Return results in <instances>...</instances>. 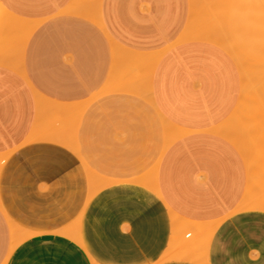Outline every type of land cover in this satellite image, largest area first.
I'll use <instances>...</instances> for the list:
<instances>
[{
    "label": "crops",
    "instance_id": "1",
    "mask_svg": "<svg viewBox=\"0 0 264 264\" xmlns=\"http://www.w3.org/2000/svg\"><path fill=\"white\" fill-rule=\"evenodd\" d=\"M235 1L240 28L258 41L264 0ZM91 3L0 0V264H264V211L242 209L257 202L246 187L259 169L245 157L264 146L253 132L242 153L240 128L217 130L232 115L256 119L233 113L241 63L220 44L181 40L192 0H99L100 22ZM116 46L120 59L157 53L150 95L145 66L115 79L129 65L115 66ZM40 98L57 101V134L40 124L50 113ZM93 179L104 184L89 200ZM173 216L218 226L205 262L160 261L177 252ZM75 227L81 241L80 229L75 241L54 233Z\"/></svg>",
    "mask_w": 264,
    "mask_h": 264
},
{
    "label": "bare ground",
    "instance_id": "2",
    "mask_svg": "<svg viewBox=\"0 0 264 264\" xmlns=\"http://www.w3.org/2000/svg\"><path fill=\"white\" fill-rule=\"evenodd\" d=\"M87 2H88V0H86ZM89 1H91V0H89ZM93 1L94 0H92V5L94 4L93 3ZM200 1L201 0H192V3H191V5H193V14H192V17H191V19H190V22H189V25H188V28H187V31L185 32V34L182 36V38H181V40H185L186 41V39H200V40H208V41H210V42H213V43H215V44H219V43H221L220 45H222V46H224L229 52H230V54L236 59V60H238L241 64H242V62H243V66H242V69L244 68V70H241L242 71V81H241V83H242V85H241V87H242V99H241V103L239 104V107L238 108H236L237 110H235L233 113H235V114H241V115H244V117H246V115H245V113H244V111L246 112V110L249 108V105H250V103H251V101L253 100V99H255L254 100V104H252L251 105V108H252V110H251V115L253 116V117H256V119H255V121L254 120H252L251 119V122H245V121H242V122H239V121H237L234 117L232 118V116L230 117L231 119H228L227 121H228V123L227 124H229L228 126H226V122L225 123H223V124H225V126H226V128L224 127V125H220V126H223L224 127V129H227V130H219V129H217L218 130V132L220 133V131H221V133H224L223 135H225V133H226V137H227V133H229L230 134V131L232 132V131H235L234 129L235 128H240L241 130H242V137H241V135L239 136V137H241V138H239V139H237V141L235 140V139H233L231 136H228L230 139H233L232 141H234L235 140V144H237V145H239L240 147H242V149H243V147H244V144H245V142H246V140L249 138V137H252V136H254L255 135V133H254V135L252 134L253 132H256V136H258V143H259V146L261 145V146H264V125H263V129L261 128V125L264 123V85H263V83H264V73H260V72H264V64H263V68H262V65H261V68H262V71H261V68H259V71H256V73L255 72H253V74H250L251 73V71L253 70V71H255L256 70V68H258V67H256V66H254V65H256V64H258V63H254V65L252 64V61H251V64H249V66L247 65L248 64V62H247V59H244L243 58V56L241 57V54H240V52H239V49L238 48H236L232 43H228V41L227 40H229L228 39V35L226 36V38H227V40H226V38L224 39V42L222 41V40H220L221 39V37H222V35H221V33L222 32H226L227 33V31L225 30V27L223 28V31L222 30H220L221 31V33L218 31L217 33H213L214 32V30H218V29H216L217 27H215V26H217L218 25V23H219V21H215V22H218V23H216L215 25H214V23L212 24V22H213V20H212V22H211V20H210V18L213 16V14H215L216 12H218V11H220L221 9H222V16H221V18L220 19H222L221 21H220V23H222V21H224L223 20V18H225L224 16H225V14H224V12L226 11V9H225V6L227 5L226 3V1H228V0H220L219 2H221V3H224V4H222L221 6H220V9H219V6H217L219 3H217V5H215L214 6V9H215V11L213 10V8H212V10H210L209 8H206L207 6L209 7L210 5H206V7H203V10H204V8L205 9H208V11H211L210 12V17H208L209 16V13H208V15H207V17H205L206 16V14H207V12H205V10H204V12L202 11V10H198V7H199V3H200ZM224 1V2H223ZM76 2V1H75ZM218 2V1H217ZM215 3V2H214ZM220 3V4H221ZM263 3V2H262ZM209 4V3H208ZM190 5V6H191ZM224 5V6H223ZM90 6V5H89ZM98 6H99V0H96V10H94V12H93V16L95 17V19L98 21V22H100L101 21V19H100V16H99V10H98ZM217 6V7H216ZM217 8V9H216ZM224 8V9H223ZM226 8H227V6H226ZM93 9H94V5H93ZM75 10V9H74ZM74 10H71L70 12H74ZM79 10H81V9H79ZM86 10V9H85ZM225 10V11H224ZM76 11H77V13L79 12L77 9H76ZM97 12V14H96V12ZM199 11H201V12H203V13H201V12H199ZM67 12V11H66ZM85 12V11H84ZM82 13V14H85V13ZM192 12V11H191ZM75 13V12H74ZM80 13V12H79ZM87 13V12H86ZM205 13V14H204ZM221 14V13H220ZM87 16H88V13H87ZM218 16V15H217ZM216 16V17H217ZM215 17V18H216ZM14 18H16V17H14ZM206 20H208V21H205V19ZM200 19H202V20H200ZM94 20V19H93ZM7 21H9V20H7ZM15 21H19V19H16ZM199 21V22H198ZM201 21H203L202 23H200ZM205 22V23H204ZM9 22H7V24H8ZM20 23H21V21H20ZM198 23H200V25H198ZM224 23V22H223ZM10 24V23H9ZM31 24H32V22L30 23V25L28 24L27 26H28V28H29V26H30V28H31ZM211 24V25H210ZM14 25H15V28H16V26H17V28H19L20 26V24L18 25V24H16L15 22H14ZM32 25H34V24H32ZM104 25V24H103ZM195 25H198L197 26V29H195L196 28V26ZM214 25V26H213ZM19 26V27H18ZM27 26L25 25V27H26V29L25 28H22L23 30H25V31H23L22 30V32H21V34H20V38L22 37H24V34L26 35L27 34V31H29V29L27 30ZM223 26H224V24H223ZM11 27H14L13 26V23H12V25L9 27V25H8V28H11ZM33 27V26H32ZM35 27V26H34ZM33 27V28H34ZM213 28H215V29H213ZM210 29V30H209ZM212 30H213V32H212ZM31 31V30H30ZM224 32V33H225ZM211 33H213V34H211ZM219 33H220V35L221 36H219ZM223 33V34H224ZM208 34H211L212 36L213 35H215L216 34V36L218 37V39L220 40H218V41H216V39H214V37L213 38H211ZM181 35V34H180ZM207 37V38H206ZM19 38V39H20ZM216 38V37H215ZM223 38H224V36H223ZM18 39V40H19ZM24 39H25V37H24ZM215 40V41H214ZM225 40L227 41L226 43H225ZM25 40H23L22 42H24ZM20 42H21V40H20ZM22 45H21V50H20V46L18 45V47H17V49H16V51L14 50V52H16L17 53V55H19V52H21L22 51V48H23V44L24 43H21ZM211 44V43H210ZM213 45V44H212ZM119 47L120 46H116V48H115V55L117 54V50H119ZM214 48V47H213ZM6 49H4V51H5ZM3 51V50H2ZM8 51V50H7ZM13 51V50H12ZM121 51H122V49H121ZM241 51V50H240ZM10 52H11V50H10ZM9 51L7 52V53H10ZM2 53V52H1ZM13 53V52H12ZM11 53V54H12ZM16 53H13L14 55L16 54ZM3 54V53H2ZM1 54V55H2ZM21 54V53H20ZM1 55H0V58H1ZM7 55V54H6ZM6 55H5V53L2 55V56H5V57H3V58H6ZM156 54L155 53H146V54H141V53H139V54H133V53H130L128 56H123V58H124V60H123V58H121L120 59V56H115V58H117V60H116V64H115V66L117 65V63H119V62H121V63H119L118 65L120 66H123L122 65V63H125V64H127V63H129V65L127 64L125 67H126V69H123V68H121L123 71H121V69H119V67L117 66V68H116V70H115V72L117 73V78L115 77V75H116V73H114L113 74V78L115 77V79H118L119 80V76H121V75H124V74H126V73H129V72H131V67L129 68V66H132V67H134V66H136L137 67V65H139V64H147V65H150L151 63H153V58H155L154 56H155ZM8 56V55H7ZM10 57V56H9ZM8 57V58H9ZM227 58V57H226ZM119 61V62H118ZM10 62V61H9ZM247 62V63H246ZM252 66V68H251V70H250V68L249 67H251ZM257 66H259V65H257ZM19 67V66H18ZM135 67V69H137ZM248 67V68H247ZM260 67V66H259ZM128 68V69H127ZM152 68V67H151ZM20 69V68H19ZM134 69V68H133ZM255 69V70H254ZM18 70V69H17ZM126 70V71H125ZM250 70V71H249ZM258 70V69H257ZM118 71V72H117ZM119 71H121V72H119ZM125 71V72H124ZM146 71H148V73H150L149 71H151V69L149 70V69H147ZM249 71V72H248ZM247 72H248V74H247ZM119 75V76H118ZM128 75H130V77H131V74H128ZM128 75H126V76H128ZM151 75V74H150ZM150 75L149 74H147V72H146V75L144 76V77H146L147 76V78H146V80H148V78L150 79ZM136 81H135V83L134 84H136V89H138V88H142V84L140 83V81L139 80H137V79H135ZM117 81V80H116ZM121 81L122 82H126L127 81V83L129 82V81H131V80H126V79H124V80H122L121 79ZM263 81V82H262ZM113 82V81H112ZM114 82H115V80H114ZM121 82V84H123ZM133 82V81H132ZM117 83H119V81H117ZM260 83V84H259ZM121 84H119L118 86H121ZM129 84V83H128ZM139 84H140V86H139ZM259 84V85H258ZM113 85H116V82L113 84ZM124 85V84H123ZM125 85H127L126 83H125ZM137 85H138V87H137ZM143 85H146V92L148 93V95H150V93H151V86L150 85H148L147 83H145L144 82V84ZM256 85H257V87L259 86V89H261L262 87H263V90L261 89V90H257L258 92H260V94L257 92V91H255L254 90V88H257L256 87ZM132 86H134L135 87V85H132ZM255 86V87H254ZM262 86V87H261ZM126 87V86H125ZM144 87V86H143ZM113 88V87H112ZM143 89V88H142ZM145 89V88H144ZM251 89L254 91L253 93H255L256 95H254L253 93H251ZM137 91V90H136ZM141 91V90H140ZM257 92V93H256ZM241 93V92H240ZM259 95V96H258ZM257 97H260L261 99L259 100V98H257ZM258 101V102H255V101ZM261 103H260V102ZM257 103V104H256ZM43 105V104H42ZM254 105H257L256 106V108H255V106ZM250 109V108H249ZM52 110V109H51ZM240 110H242L243 112H239ZM234 114V115H235ZM251 117V116H250ZM229 118V117H228ZM238 118V117H237ZM239 118H241V116L239 117ZM252 118V117H251ZM247 119V118H246ZM231 120V121H230ZM230 121V122H229ZM253 121V122H252ZM56 126H57V123H56ZM220 126H219V128H220ZM230 126V128H228ZM176 127V126H175ZM174 128V126L172 125V130L171 131H169V133H168V140L169 141H173L178 135H177V132H176V130H174L173 129ZM229 129H231L230 131H229ZM178 130V129H177ZM223 131V132H222ZM239 131V130H238ZM233 133V132H232ZM235 133V132H234ZM238 133V132H237ZM69 134V136H70V132L68 133ZM237 135V134H236ZM65 136H66V134L65 135H62V136H60L59 137V141L60 142H63L64 141V139H65ZM257 139V138H256ZM248 143V142H247ZM234 144V143H233ZM251 144V143H250ZM252 144L253 145H255L254 143H253V141H252ZM249 145V144H248ZM247 145V146H248ZM246 146V147H247ZM258 146V147H259ZM260 148V147H259ZM262 149V148H261ZM245 150V151H244ZM255 151V150H254ZM243 152H245L246 154H249V153H247V151H246V149L244 148L243 149V151H242V153ZM249 152V151H248ZM257 152V151H256ZM244 153V154H245ZM252 153V152H251ZM248 157V158H247ZM246 159H247V161H248V167L251 169L252 168V165H253V163L254 162H256V165L258 166V170L257 171H255V172H253V173H251L253 170H251L250 171V169L248 170V171H250V174H249V177H248V185H247V187H246V189H247V194L248 195H252V196H255L256 198H257V202L256 203H253L252 205H248V206H246V207H242V209L244 210V211H250V210H253V209H257V210H261V211H264V148L262 149V150H260L259 149V153H256V156L254 155V152L252 153V154H249V156H247L246 155V157H245ZM101 184H104V183H102V181L101 180H98V179H93L92 180V182H91V194H90V197H89V200L92 198V196L95 194V192L97 191V190H99V188L101 187V186H103V185H101ZM159 189V187H157V186H151L150 187V191H156V190H158ZM88 200V201H89ZM244 200V199H243ZM247 200V199H246ZM253 200V199H252ZM173 215H175V213H173ZM175 219H176V222H175ZM80 223H81V219L79 220H77V224L76 225H80ZM172 225H173V227H174V230L176 231V229H177V231H176V233H174V231H173V235H175V234H177L176 236H179L178 235V233H181V231H183L184 230V233H183V238H185L186 240H185V245H184V247L182 248V250L181 251H177V252H175L174 254H170V255H166V256H164L163 258H161L160 259V261H164L165 259H167V258H177V259H186V260H189V261H195V262H198V263H203V262H205V252H204V254H197L196 252H194V251H192V250H188V249H186V248H189L190 247V245L191 244H193V242H194V239H195V236H201V238L203 237V235H204V241H203V244H206V246H205V250L207 249V247H208V244H209V239H210V237H211V235H213L216 231H217V229H218V226H216V227H214V228H212V229H208L207 228V226L205 225V224H203V223H193V222H191V221H188V220H186V219H183V218H181V217H179V216H173V223H172ZM176 228V229H175ZM178 228H180V231H178L179 229ZM185 228V229H184ZM13 229L15 230V231H17V233H18V236H19V238H18V241L20 242L21 240H23V238L21 237L22 235V231H21V229H20V227L19 226H17V225H13ZM79 227H75V228H73V231H72V233L70 234V233H68V231H66V230H59V231H56V232H54L55 233V235L56 236H59V237H64V236H66L67 237V240L68 241H75V233L77 232V231H79ZM187 233V234H186ZM189 234V238L187 237V235ZM182 235V234H181ZM176 236H174V237H176ZM188 238V239H187ZM200 238V239H201ZM174 238H173V236H172V240H173ZM173 242V241H172ZM171 247H173V246H171ZM170 247V248H171ZM174 248V247H173ZM14 252V249L13 250H11V254Z\"/></svg>",
    "mask_w": 264,
    "mask_h": 264
},
{
    "label": "rangeland",
    "instance_id": "3",
    "mask_svg": "<svg viewBox=\"0 0 264 264\" xmlns=\"http://www.w3.org/2000/svg\"><path fill=\"white\" fill-rule=\"evenodd\" d=\"M218 1V2H217ZM220 0H201L200 1V3H199V7H198V10H202L203 12H204V10H205V12H207L208 11V9H205L204 8V10H203V7H206V5H210L209 7L207 6L206 8H209L210 10H212V8H213V10L215 11V9H214V6L215 5H217V3H219L217 6H221L222 4H224V3H221V2H219ZM215 2V3H214ZM224 2V1H223ZM227 3V8H226V6H225V9H226V11L224 12V14H225V18H223V20L224 21H222V23H220V21L222 20V19H220L221 18V16H222V9L220 10V11H218V12H216L215 14H213V16L210 18V20L212 19L213 20V22H212V20H211V22H212V24L214 23V25L216 24V23H218V22H215V21H219V23H218V25L217 26H215V27H217L216 29H218V30H214V32H213V30H212V32L213 33H217L218 31L221 33V31L220 30H222L223 31V28L225 27V30L227 31V33L225 32H222L221 33V35H222V37H221V39L220 40H222L223 42H224V39L226 38V36L228 37V39L229 40H227V38H226V40L228 41V43L230 42V43H232V44H234V45H236L235 47H241V57L243 56V58L244 59H247V62H248V66H249V64H251V61H252V64L254 65V63H258V64H256V65H254V66H256V67H258V68H256V70L255 71H251V73L250 74H253V72H255L256 73V71H259V68H261V65H262V68H263V64H264V36H260V37H258V41H256V38L254 39V34H252L251 33V31L250 30H243V29H241L240 28V24H241V22H240V19L238 18V17H236V16H234V12H235V9H236V6H237V4H238V1H235V0H228V1H226ZM209 3V4H208ZM221 3V4H220ZM216 6V7H217ZM220 6H219V9H220ZM224 6V5H223ZM217 9V8H216ZM224 9V8H223ZM207 10V11H206ZM212 10V11H213ZM199 12H201V11H199ZM203 12H201V13H203ZM210 12L211 11H208L207 12V14H206V16L205 17H207V15H208V13H209V16L208 17H210ZM221 13V14H220ZM205 14V13H204ZM218 15V16H217ZM217 16V17H216ZM261 16V15H260ZM259 16V17H260ZM216 17V18H215ZM261 18V17H260ZM205 19V18H204ZM200 20H202V19H200ZM209 20V19H208ZM208 20H206L205 19V21H208ZM199 22V21H198ZM203 21H201L200 23H202ZM224 22V23H223ZM200 23H198V25H200ZM205 23V22H204ZM223 24H224V26H223ZM198 25H195L196 26V28L195 29H197V26ZM211 25V24H210ZM213 25V26H214ZM213 29H215V28H213ZM210 30V29H209ZM213 33H211V34H213ZM220 33H219V36H221L220 35ZM224 33V34H223ZM211 34H208L210 37L212 36ZM218 34V33H217ZM218 36V35H217ZM216 36V34L215 35H213L211 38H213L214 37V39H216V41H218L219 39H218V37ZM223 36H224V38H223ZM216 37V38H215ZM207 38V37H206ZM218 39V40H217ZM219 40V41H220ZM225 40V43L227 42ZM208 41V40H207ZM215 41V40H214ZM219 44H221V43H219ZM156 55L154 56L155 58H153V63H151L150 65H147V64H139V65H137V66H145L144 68H143V70H144V74L146 75V72H147V74H151L150 75V79H151V76H152V71H153V65L157 62V59H158V56H157V53H155ZM246 62V63H247ZM261 64V65H260ZM257 65H259V66H257ZM242 66H243V62H242V64H241V70H244V68L242 69ZM131 67V72H129L130 74H131V76L133 75V71L134 70H138V68L137 69H135V67H132V66H130ZM129 67V68H130ZM152 67V68H151ZM134 68V69H133ZM248 68V67H247ZM250 68V70H251V68H252V66L251 67H249ZM262 68H261V71H262ZM126 69V68H125ZM128 69V68H127ZM147 69H151V71H149L150 73H148V71H146ZM258 69V70H257ZM264 69V68H263ZM249 70V71H250ZM248 71V72H249ZM248 72H247V74H248ZM260 72V71H259ZM260 73H264V72H260ZM147 78V76L145 77V79ZM149 79V78H148ZM145 82V81H144ZM148 82V80H146V82L145 83H147ZM150 82V85H151V91H152V88H153V84H152V81L150 80L149 81ZM263 82V81H262ZM260 84V83H259ZM258 84V85H259ZM263 85H264V83H263ZM255 87V86H254ZM256 87H257V85H256ZM262 87V86H261ZM262 90H263V87L261 88ZM261 89H259V86L257 87V88H254V90L255 91H257V90H261ZM254 91L251 89V93H253ZM258 92V91H257ZM256 92V93H257ZM259 94H260V92H258ZM264 93V92H263ZM254 95H256L255 93H253ZM262 94V93H261ZM260 94V95H261ZM264 95V94H263ZM259 96V95H258ZM257 98H259V100L261 99L260 97H257ZM264 98V97H263ZM254 100L255 99H253L252 101H251V103H250V105H249V108L250 109H252L251 108V105L252 104H254L253 102H254ZM255 102H258L257 100L255 101ZM260 102V101H259ZM261 103V102H260ZM43 104V105H42ZM257 104V103H256ZM264 104V103H263ZM39 106L40 107H44V108H46V109H49V111H50V113L49 114H46L44 117H42V120H41V122H40V124L43 126V124L45 125V124H50L51 125V127H49L48 128V133H49V135L51 134H57V129H56V127H53L52 128V126H55L56 125V123H57V101L56 100H52V99H47V98H40L39 99ZM255 106V108H256V106L257 105H254ZM52 109V110H51ZM80 115H81V112L80 111H77L76 112V114H75V116H74V118H73V120H72V122L73 123H76V121L79 119V117H80ZM263 125H264V123L261 125V128L263 129ZM73 128V127H72ZM44 129V128H43ZM43 129H40L39 131H42ZM3 158V157H2ZM102 183H103V181H102ZM102 185V184H101ZM187 220V219H186ZM189 221V220H188ZM175 222H176V219H175ZM191 222H195V223H201L200 221H191ZM176 229V228H175ZM179 230L178 231H180V228H178ZM185 229V228H184ZM172 231H171V236H173V242L171 241V243L169 242V250H177V251H181L182 250V248L184 247V245H185V238H183L184 236H183V233H184V230L183 231H181V233H178V235L179 236H176L177 234H175V235H173V231H174V233H176V231H177V229H176V231L174 230V227L171 229ZM182 234V235H181ZM187 234V233H186ZM174 236H176V237H174ZM187 237L189 238V234L187 235ZM187 238V239H188ZM201 238V236H195V239H194V244H191L190 245V247H189V250H192V251H194V252H196L197 254H204V252L206 251L205 250V246H206V244H203V241L200 239ZM77 241H81V229H80V231L79 232H77ZM21 243L19 242L18 243V245H20ZM171 246H173V247H171ZM171 247V248H170ZM195 262V261H194Z\"/></svg>",
    "mask_w": 264,
    "mask_h": 264
}]
</instances>
